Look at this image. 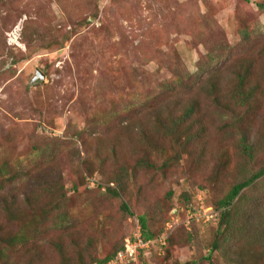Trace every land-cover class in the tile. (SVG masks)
<instances>
[{"label": "rangeland", "instance_id": "rangeland-1", "mask_svg": "<svg viewBox=\"0 0 264 264\" xmlns=\"http://www.w3.org/2000/svg\"><path fill=\"white\" fill-rule=\"evenodd\" d=\"M263 167L264 0H0V169L23 171L0 176L23 209L7 227L55 198L69 220L54 229L57 210L43 236L0 240V264H96L141 216L154 243L132 264H264L251 237L264 231V176L220 234L217 207Z\"/></svg>", "mask_w": 264, "mask_h": 264}, {"label": "trees", "instance_id": "trees-1", "mask_svg": "<svg viewBox=\"0 0 264 264\" xmlns=\"http://www.w3.org/2000/svg\"><path fill=\"white\" fill-rule=\"evenodd\" d=\"M260 8H262V6H260ZM242 37L247 38L249 36L248 32H244L243 34H241ZM64 41V40H63ZM60 44V43H59ZM62 46V45H61ZM243 77L240 76V84H243ZM193 114V111H187L184 115V117H182L183 122H181L180 124L184 123L185 121H187L189 119V117ZM159 125L161 127H163V131L165 133L168 132H172V130L170 129V125H167L165 122H161L160 119H158ZM179 124V125H180ZM174 128H175V133H176V128H178V126L176 125V120L173 123ZM180 129V127L178 128V130ZM141 132L143 135L146 134V132L143 130V128H141ZM148 138V136H147ZM149 142H152L153 140L148 138ZM152 145L156 146V143H153ZM242 149L244 151V153L246 155H248L249 157H252L253 155V146L250 144L249 142V138L248 137H243L242 139ZM38 153L39 156H41L42 154L45 153L44 150L42 149H37L36 151ZM114 155V159L113 161L117 164V168L118 171L117 173H113L109 178V182L114 183L117 182L118 184L120 183L119 179H118V172L121 171V173L125 176L128 175V171L125 167V165L120 164V158L118 157L117 153H113ZM148 155L143 156V158L141 159V162L138 163V165L141 164H145V165H149L150 163V159L149 157H147ZM7 171H5V169H0V176H5L7 175L6 173ZM22 170L19 169V171H17L16 174H12V175H7V179L2 180L4 182H11L13 180H15L16 178H21L22 176ZM264 176V167L262 169H260L259 171H257L256 173L252 174L248 179L236 183L232 186V188L230 189V191L227 193L226 197L222 200H220L218 202V210L220 211V215H219V225H218V234H220L221 229L224 227V225L227 224V226L230 223V219L232 216V213L234 212V209L238 206L239 201L242 200V198L244 197L243 194H241V192L245 189V188H249L253 185L254 182H256L258 179L262 178ZM120 187H108L107 188V193L111 196L114 197H120L121 193H124L125 190L123 188H121V192L119 190ZM59 190V189H58ZM2 191H4V185L3 183L0 181V240L1 241H5L8 244H13L15 242H18L19 240L23 242H26L27 238L32 237V236H43V234H45L47 231L46 229H44V227L47 225V218L49 214H51L54 211H59L58 214H56L54 216V224H52L54 226V229H65L67 230V226H68V218L65 212H63L62 210H60L61 208V204L60 201L62 199H58L55 198V196L58 195L61 196V198H64L63 194H54V192L50 189H48V191H50L51 196L54 197L55 199L51 200V204H50V211H48V206L47 208H42L41 209V213L39 216L37 215H32L30 217V219H28L27 221H23V226L17 231L14 232L12 230H10L7 227V224H11L12 222H17L18 219V215L21 213V211H23L22 207L19 205L18 201L16 198L14 197H9L6 195V193H2ZM55 195V196H54ZM31 197H33V195H28L25 196V205L28 208V206L31 204ZM123 208L126 212L130 213L129 211V206L127 204H123ZM2 219H5L6 221H2ZM140 222H141V230H142V234L145 240H152L155 235L149 231L148 229V225H147V219L145 216H141L140 217ZM264 230V226L263 229ZM13 234V235H12ZM33 234V235H32ZM256 235L257 239H255L256 243H260V253L264 252V231H252L251 233V237L253 235ZM133 236V235H132ZM131 236V237H132ZM130 238V237H128ZM124 239V243L122 244V246L118 247L116 251H114L113 253L107 255L102 261H98L96 262V264H103L106 263L107 261H109L111 258L115 257L116 254L124 249V245L126 240L128 239ZM219 237L217 239H215L213 241V245L212 248H218L219 247ZM55 246L62 251L63 250V245L60 241H54ZM64 253V250L62 251ZM142 254H145L144 251H139L136 259L134 261H136L138 258H140V256ZM134 261L131 262H127L126 264H132Z\"/></svg>", "mask_w": 264, "mask_h": 264}, {"label": "built area", "instance_id": "built-area-1", "mask_svg": "<svg viewBox=\"0 0 264 264\" xmlns=\"http://www.w3.org/2000/svg\"><path fill=\"white\" fill-rule=\"evenodd\" d=\"M193 214L194 213H192V217H189V219L186 221L187 227L192 224V220L196 218L195 216H197H194ZM153 243V240L144 239L141 227L139 226L137 227L133 236L126 240L124 249L119 251L115 257L103 264H126L127 262L134 261L139 251H144L146 253Z\"/></svg>", "mask_w": 264, "mask_h": 264}, {"label": "water", "instance_id": "water-1", "mask_svg": "<svg viewBox=\"0 0 264 264\" xmlns=\"http://www.w3.org/2000/svg\"><path fill=\"white\" fill-rule=\"evenodd\" d=\"M36 74H37V75H36V77H35V80H37V79H43V78H44L43 74H42L39 70L37 71Z\"/></svg>", "mask_w": 264, "mask_h": 264}]
</instances>
